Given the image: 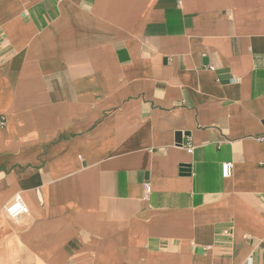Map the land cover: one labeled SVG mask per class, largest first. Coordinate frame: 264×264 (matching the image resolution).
Segmentation results:
<instances>
[{
	"label": "crops",
	"instance_id": "0c3cea01",
	"mask_svg": "<svg viewBox=\"0 0 264 264\" xmlns=\"http://www.w3.org/2000/svg\"><path fill=\"white\" fill-rule=\"evenodd\" d=\"M263 135L264 0H0V264H264Z\"/></svg>",
	"mask_w": 264,
	"mask_h": 264
},
{
	"label": "built area",
	"instance_id": "2783aa9c",
	"mask_svg": "<svg viewBox=\"0 0 264 264\" xmlns=\"http://www.w3.org/2000/svg\"><path fill=\"white\" fill-rule=\"evenodd\" d=\"M264 140V135L260 138V141ZM191 150V148H189ZM233 171V166L231 162H225L221 165V176L224 179H228L231 177ZM145 190L148 193L150 188L147 184H145ZM5 214L10 218H18L23 215L28 214V208L24 204L20 195H15L12 201L7 204L4 208Z\"/></svg>",
	"mask_w": 264,
	"mask_h": 264
}]
</instances>
